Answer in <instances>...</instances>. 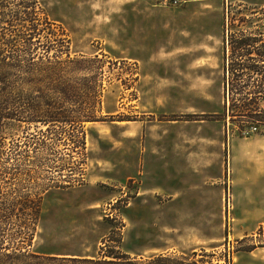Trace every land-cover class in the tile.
I'll return each instance as SVG.
<instances>
[{"label":"rangeland","instance_id":"1","mask_svg":"<svg viewBox=\"0 0 264 264\" xmlns=\"http://www.w3.org/2000/svg\"><path fill=\"white\" fill-rule=\"evenodd\" d=\"M38 3L72 55L99 58L100 120L72 129L31 121L44 105L0 106V264H264V248L236 251L264 225V126L241 132L223 99L229 40L264 32V0Z\"/></svg>","mask_w":264,"mask_h":264},{"label":"trees","instance_id":"2","mask_svg":"<svg viewBox=\"0 0 264 264\" xmlns=\"http://www.w3.org/2000/svg\"><path fill=\"white\" fill-rule=\"evenodd\" d=\"M13 1L0 0V106L15 104L16 99L30 108L44 105L45 118L33 110L31 121L65 122L72 129L100 120L93 109L99 96V58L72 55L66 32L61 27L57 31L55 23L46 17L42 21L36 17L40 12L44 14L38 0ZM44 32L46 39L41 40ZM238 33L229 40L230 51L223 67V99L224 112L242 132L264 126V32ZM71 106L76 108H67ZM3 113L0 110V116ZM34 207L37 213L39 198ZM236 242V251L264 248V225L256 236L246 234ZM228 255L223 262L206 260L203 255L196 259L184 255L138 257L114 253L107 255L109 259L70 260L77 262L74 264H232Z\"/></svg>","mask_w":264,"mask_h":264}]
</instances>
